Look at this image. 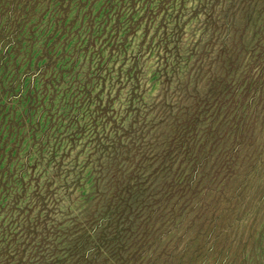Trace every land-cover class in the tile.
Wrapping results in <instances>:
<instances>
[{
	"label": "rangeland",
	"instance_id": "obj_1",
	"mask_svg": "<svg viewBox=\"0 0 264 264\" xmlns=\"http://www.w3.org/2000/svg\"><path fill=\"white\" fill-rule=\"evenodd\" d=\"M185 128L241 168L220 245L186 264H264V0H0V242L72 226L114 172L153 192Z\"/></svg>",
	"mask_w": 264,
	"mask_h": 264
},
{
	"label": "trees",
	"instance_id": "obj_2",
	"mask_svg": "<svg viewBox=\"0 0 264 264\" xmlns=\"http://www.w3.org/2000/svg\"><path fill=\"white\" fill-rule=\"evenodd\" d=\"M244 122L238 119L236 130ZM183 132L154 157L160 181L153 192L146 180L120 171L117 178L114 172L104 195L96 187L95 205L72 226L58 228L53 221L48 226L47 216L37 215L31 224L7 232L0 242V264H186L197 245L189 261L206 251L209 257L235 215L236 200L230 207L225 195L239 176V156L234 148L203 153L196 132ZM210 157L215 161L210 163ZM204 245L208 248L200 251Z\"/></svg>",
	"mask_w": 264,
	"mask_h": 264
}]
</instances>
